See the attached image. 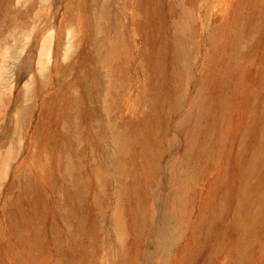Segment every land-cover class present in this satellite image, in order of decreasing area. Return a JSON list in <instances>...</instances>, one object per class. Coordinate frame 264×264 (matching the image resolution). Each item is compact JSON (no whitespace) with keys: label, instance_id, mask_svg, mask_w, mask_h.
<instances>
[{"label":"rangeland","instance_id":"obj_1","mask_svg":"<svg viewBox=\"0 0 264 264\" xmlns=\"http://www.w3.org/2000/svg\"><path fill=\"white\" fill-rule=\"evenodd\" d=\"M97 1L0 0L1 258L32 264L16 255L39 238V264H264V210L242 191L246 164L264 150V0H155L159 15L152 0H109L126 46L114 101L105 65L99 90L83 97L84 67L99 63ZM178 37L183 64L171 49ZM159 48L161 88L147 60ZM156 92L162 118L145 123ZM111 123L130 135L121 164L110 161ZM252 181L264 184V155ZM77 206L89 218L88 255L73 248Z\"/></svg>","mask_w":264,"mask_h":264},{"label":"bare ground","instance_id":"obj_2","mask_svg":"<svg viewBox=\"0 0 264 264\" xmlns=\"http://www.w3.org/2000/svg\"><path fill=\"white\" fill-rule=\"evenodd\" d=\"M98 2V1H97ZM152 10L151 14L152 15H159V9H156V1L152 0ZM98 7L93 10L91 14V20H90V26H91V32H94L97 35V38L93 40V47L97 51H99V63L95 65L94 67L87 68V65L84 67V73H83V85L85 87H91V88H86L83 97L86 96V94H93V90L98 91L101 84H102V78L100 75L99 68L101 65H105L108 69V74L110 76L109 78V83H107V94L109 95L110 99L114 101V98L117 95V92H115L117 87H124V85L121 86L119 83L117 77L121 74V70L118 68V63L121 57V54L124 50H126V46L123 42V40L120 38L118 35L117 27H114V24L117 25L116 23H111L112 17L114 16L112 7L110 5L109 0H104L103 2H98L96 4ZM190 16V15H189ZM237 30V29H236ZM112 31H115L113 36H110ZM236 33V31H235ZM110 37L112 40H109ZM171 49L173 50L174 54L178 58L179 62L181 64L185 63L186 57H187V51H188V45L187 42L184 38H175L172 45ZM165 48H159L157 52H154L153 56H148V64L150 65V69L152 71V74L156 77V82L155 84L157 85V88H161L164 80L162 78V66H163V58L165 55ZM153 57V58H152ZM175 57V58H176ZM84 65V62H83ZM106 88V87H105ZM115 88V89H114ZM89 92V93H88ZM118 96V95H117ZM117 99V98H116ZM180 100V99H179ZM149 102V111L146 115L145 118V123L146 120L148 123H158L159 119L162 118L163 115V110H164V98L160 92H156L153 94H150L148 96ZM77 102V97H70L68 99V104L73 105V103ZM180 102V101H179ZM177 102V103H179ZM113 103L111 100H107V102L104 103L103 109L106 111L107 114L113 112ZM264 119V118H263ZM150 125V124H149ZM109 130L112 133V142L114 148L112 153L110 154V161L112 164H121V158L124 157L127 153V138L129 135L128 130L122 131L120 129H117L113 123L107 125ZM127 134V138H126ZM130 136V135H129ZM138 140L142 142V148L141 152L146 158H150L153 154V141H151L149 138L145 137H138ZM263 143H259L257 148L254 150V153L251 157V159L248 161L245 167V175L243 179V188L242 191L244 192L245 195L248 196V201L250 202L252 199H256L259 203L260 206V211L264 210V184L260 183H254L252 181L253 177H257L259 174L260 166H261V160L263 158L264 153H262ZM262 147V148H261ZM264 151V150H263ZM135 153V152H133ZM129 155V154H128ZM109 157V156H108ZM70 170L71 167H68ZM120 170H123V168ZM96 174H99V170L97 171ZM138 183V182H137ZM140 185V184H139ZM127 194V193H126ZM141 197V196H139ZM245 199V198H243ZM246 204V203H245ZM138 206V205H137ZM244 207V204L241 203V207L239 209V212L237 214V218L239 217V224L241 226H245L246 221H247V215L249 212V206ZM40 208V207H39ZM42 209V207H41ZM138 209V208H137ZM72 210V209H71ZM76 212L78 213V223H79V237L77 239H73V248L74 250L77 251H84L85 253H89V249L87 248V243H85V240H83L82 236L87 231V222H88V217L79 206L76 207ZM134 212V211H133ZM132 212V221L135 223L136 217L134 213ZM76 214V213H75ZM142 214V213H141ZM141 216V215H138ZM144 216V215H143ZM144 218V217H143ZM141 219V218H140ZM170 220V219H169ZM182 220V219H181ZM180 220V222H181ZM119 224V223H118ZM135 225V224H134ZM172 225V223H171ZM94 228V227H93ZM125 228V227H124ZM173 228V227H172ZM178 229V227H177ZM183 229V228H181ZM121 231V230H120ZM124 231V230H123ZM95 232V231H94ZM59 233V231H57ZM77 233V232H76ZM127 233V232H126ZM60 234V233H59ZM171 233L169 232L168 228L161 229V235H162V243L163 242H168L171 238ZM125 235V234H124ZM179 234H177L178 236ZM94 236V235H93ZM161 238V236H160ZM62 239L60 240V242ZM171 242V241H170ZM39 244V238H35L32 243H31V250L29 252H19L16 256H19L20 258L27 259L28 258L32 261V264H39V257L38 254L36 253L37 246ZM14 245H10L9 247V252H12ZM120 253L123 259H125L126 253H125V244L123 242L120 243ZM170 247V246H168ZM238 258L241 260L247 253V247L246 245L241 246L238 252ZM2 252H0V255ZM87 257L85 259H80L77 262H68L66 264H87ZM0 263L1 264H6L4 259L1 258L0 256ZM119 264V263H118ZM121 264L122 263L121 261Z\"/></svg>","mask_w":264,"mask_h":264}]
</instances>
